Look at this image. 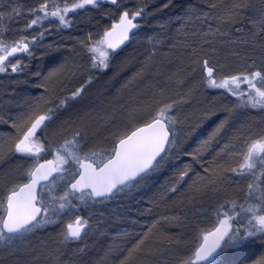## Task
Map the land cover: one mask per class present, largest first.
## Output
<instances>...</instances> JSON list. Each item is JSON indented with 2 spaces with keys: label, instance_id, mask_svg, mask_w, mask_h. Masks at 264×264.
Returning a JSON list of instances; mask_svg holds the SVG:
<instances>
[{
  "label": "snow or ice",
  "instance_id": "obj_1",
  "mask_svg": "<svg viewBox=\"0 0 264 264\" xmlns=\"http://www.w3.org/2000/svg\"><path fill=\"white\" fill-rule=\"evenodd\" d=\"M121 2L73 0L61 7L45 0L38 8L28 9L29 22L25 27L33 29L49 17L58 20L61 27H68L69 13L99 9L102 4L113 6L115 11L110 13V27H105L96 37L89 34L87 40L79 41L90 58L91 69L102 72L110 68L113 55L123 50L121 46L127 47V43L138 38L139 21L145 16V6L134 11L127 7L121 10ZM0 8H3L0 10V73H6L9 67L12 73H18L24 67L22 57H31L32 44L38 41L35 36L30 41L27 35L7 39L4 33L9 29L5 21L19 17L21 9L12 4L0 5ZM176 19L184 22L178 31L191 22L192 34L202 37L199 45L186 53L191 65L200 67L199 86L222 90L221 95L226 94L225 100L234 97L227 103L221 102L224 117L206 139L199 140L189 151L177 127L181 121L175 112L176 106L187 102V97L197 86L192 85L182 96L177 93L179 99H163L165 86L158 82L155 87L149 86V96L138 93L130 98V102L108 106L99 117L108 125L102 144L88 143L89 127L83 122L72 129L70 138L64 135L61 126V130L53 131V138L48 140L49 125L54 122L56 110L47 105L69 72L65 65L53 67L37 85L44 94L17 105L23 110L15 116L0 115V123L13 129L5 141L7 152L20 161L16 170L18 177L7 176L0 183V254H3L0 264H7L9 256L15 258L13 264H38L41 257L59 264L63 248L88 235L90 223L81 214L82 208L107 203L121 194L130 195L134 189L146 184L147 178L168 167L174 156L187 155L190 160L179 168L172 186L167 189L176 193L179 191L177 186L187 183L185 178L196 164L202 163L206 154L215 150L214 146H218V151L208 162L209 166L203 169L207 175L197 172L195 178L189 177V203L223 191L229 173L249 180L244 192L245 203L230 200V208L220 204L213 210L214 220L210 226L193 224L191 235L181 233L173 237L161 229L164 225H188L187 214H181L184 212V201L181 200L176 205L180 211L162 215L147 226L142 225L141 231L136 232L115 257L114 264H145L147 258L163 257L165 253L171 258L163 264H264V255L253 259L256 246L264 248V129L255 134L236 129L229 135L235 128L233 114L238 110L264 111V0H205L204 10L189 8ZM197 21L207 25V30L199 27ZM233 32L238 35L233 36ZM148 42L154 49L161 43L153 37H148ZM229 45L232 46L230 54L242 57L245 67L234 74L217 76L213 61L219 57L221 49ZM154 55L155 50L147 57L146 67ZM188 71L195 73L196 68L190 67ZM71 74L75 75V72ZM143 79L144 69H141L123 87ZM168 79L185 84V79L176 73ZM91 83L92 72H89L87 81L70 95L57 97L56 109L78 103ZM216 111L211 108L205 115H215ZM238 144H241L239 151ZM151 211V208L147 209L148 213ZM57 224H64L59 239L53 242L57 246L29 248L23 245L29 236Z\"/></svg>",
  "mask_w": 264,
  "mask_h": 264
},
{
  "label": "bare ground",
  "instance_id": "obj_2",
  "mask_svg": "<svg viewBox=\"0 0 264 264\" xmlns=\"http://www.w3.org/2000/svg\"><path fill=\"white\" fill-rule=\"evenodd\" d=\"M7 3H5V5L7 4H12L14 6H18L21 9V14L19 17H15L13 18L11 21H9L10 25L7 24V27L9 29V31L4 33V36L7 39H19V37L21 35H27L29 40L31 41L32 37L35 36L37 38L36 43L37 46H40L41 44H44L46 42V38H49L50 42H57L56 40L63 42L65 41V39L70 38L69 36L74 32V31H78L83 35H89V34H94L92 36L96 37L97 33H103L105 27H110L111 23H112V19H111V15L109 14H105V11H103L102 13L98 10V9H87V10H79L76 11L75 13H69L68 14V19L70 21V24L68 27H61L59 25V21L49 17L47 20L43 21L42 25H37L34 26L33 29H27L25 27V25L29 22V13H28V9L32 8V7H36L38 8L39 5L41 3H44L45 0H5ZM47 2L52 5V4H59L61 7H63L64 3H72L73 0H47ZM165 4H168L169 6L167 8L163 7ZM128 5V6H127ZM145 6V16H144V25H142L141 22V31H144V36L146 37L145 40L147 41H142L139 44H137L136 46H134L133 48H129L131 45L130 43H127V47L121 46L122 47V51L118 50V54H114L112 59H111V66L108 70L105 71H96L93 70L91 68H89L88 64H87V59H88V54H86V51L84 48H81V51H79V55H76V52H69L67 53L66 59H71V58H75L73 60V63L75 64L74 68L76 71L79 68V71H82L83 66L82 64V60L81 57L85 56V63H86V68L87 71L84 72V80L78 82L77 84H75L70 90H66L64 93L65 94H60V97H63L65 95H70L71 91H73L76 87H79L81 84H83L85 81H87L88 77H89V72H92V83L90 85H87V90L84 93V96L82 99L79 100L78 103H70V105L67 108H63V109H56L57 104L59 103V99L57 98V100L55 101V104H49L48 103V107H52L54 110H56V115L54 117V122L52 123L54 126L52 127L51 124L49 125V129H48V140H51L52 137V132L56 131L59 132L61 130V125L63 126V131H64V135H66V133H70L67 134L66 136H68L69 138L71 137V133H72V129L74 127H72L71 125L73 124V122L71 120H68L67 118L63 117L65 113L69 112V108L71 109H75L76 107H78L79 105L82 104H86L89 103L91 101V98L93 97V95L95 94V92H89L91 87H94L96 85V83L98 81H100L106 73H108L110 70L111 73L110 75H113L112 77H124L126 80V82L129 80L130 77H132L136 72L140 71L141 69H144V79L135 81L130 87H119L117 88V90H119V95H118V91H116L114 89L116 98H117V103H113V104H121V103H126V102H130L129 99H127L126 95H128L130 98L133 96H136L138 93H142L144 96H149L151 95V92L149 90V86H153L152 80L156 77L153 73L154 66H152V64H155L157 67V69L160 66H163L164 63H166L167 59L163 60L162 57L160 58V60L155 59L158 56H163V55H167L170 54V52H173L175 50L178 49V51H176V55L175 57L179 55H181V59H180V63L179 65L174 64V66L176 67V74H182L181 72H183V75L186 77L184 78L189 79V81L194 85L197 86L196 90L193 91L188 97H187V102L185 103H180L176 106V112L175 115L178 117L180 116V112L181 110H183L185 107L188 109L190 115L194 114V117L196 118H201L200 119V123H194L192 122V120H195L194 118L191 120V122L189 123L188 126L186 125H182L181 123L179 125H177V127L179 128V130H181L180 135L182 138H185V147L188 148L189 151H191L192 149H194L198 143L199 140L201 139H206L207 136L209 135V132H211V129H214V127L216 126L215 120L216 117H212L211 116H206L205 114L209 111V109L215 108L217 109L216 112H219L220 115L223 111L220 110L221 108V102L223 101L224 103H227L228 101L225 100V96L221 95L222 90L219 89H210L207 88L206 86H199V82H200V67L198 65H191L189 57L186 55V53L190 52L191 50L189 48L194 47V46H198L199 42L201 40V36L199 35H193L192 32L194 31V29L191 27V22H188V27L178 31V29H180V25L181 23H184L183 21H178L176 19V17L178 16H183L184 13L186 12V10H188L189 8H195V9H200V10H204L205 9V0H139V1H133V0H122L121 2V10L125 7H127L130 11H134L137 7L139 6ZM107 7L108 9H110L111 12L115 11V9L113 8V6L107 5V4H102L101 7ZM3 10V9H0ZM157 12H162L161 14H163V16H158L155 15L154 13ZM150 12L152 14H150ZM147 13H148V18H147ZM165 15V17H164ZM153 16H154V20H153ZM164 17V18H163ZM153 20V23L158 24L160 26V28L158 29V27H154L151 25V21ZM163 20V21H161ZM145 21H147V25H145ZM6 23V21H5ZM196 24L203 28L204 31L207 30V25H200L199 21L196 22ZM161 25H164V27L162 28ZM154 30V33H158V32H162L165 34H169L170 36H174L173 42L168 43L167 41L161 42L160 44L155 46V49L153 48V45L150 44L148 42V37H152L149 31L147 30ZM162 29H164L162 31ZM184 32H187V35L184 34ZM40 33H43V38H40ZM76 34V33H75ZM238 35L235 32H233V36ZM172 36V37H173ZM225 39V38H224ZM227 39V38H226ZM198 40V41H197ZM232 46H225L224 48L221 49L220 51V55L218 58H216L213 63L215 65V69H216V74L217 76L219 75L218 73H223L224 75H228V74H234L238 71H241L244 69V65L245 62L242 60L243 58L240 56H234L230 54V48ZM140 50L137 54L136 57H133V61L131 62V59H128L127 57L125 59H123L122 61V67L124 70L126 71H120L121 76L116 75V73L118 72V69H120V64L115 65L112 68V64L114 62H118L120 61L119 58H122L124 56H126L128 53H130L132 50ZM34 47L32 44V48L31 51L33 52ZM153 50H155V55L154 57L151 58V60L148 62V66H144L141 67V59H143L144 55L146 56V59L149 55H147L146 51L148 53H151ZM223 51L227 52V64L225 65L226 68H224V65L221 63V60L224 59V54ZM126 52V53H125ZM168 52V53H167ZM56 53H58L56 51ZM54 54V53H53ZM58 55L60 56V54L58 53ZM87 55V56H86ZM23 57H28V56H23ZM58 58V57H55ZM11 59V58H10ZM44 59V58H42ZM162 59V60H161ZM221 59V60H220ZM226 59V58H225ZM136 60V63H135ZM231 61L233 63H231ZM49 59H45L44 61L42 60L41 63H43V68L39 69V71L42 73L43 69L45 66H47L45 63H48ZM81 62V63H80ZM153 62V63H152ZM251 63V61H249ZM79 63V64H78ZM134 64L136 67L133 66L132 70H131V64ZM28 64V63H27ZM27 64H23L24 67L22 68L21 71L23 72H18V73H12L11 72V68H8L6 73H0V115H4V116H8V115H12L15 116L18 112L22 111L23 109L17 107V105L23 104V102L26 99H32L33 95L35 92L32 91H28V93H26L25 91L20 90V97L17 98L16 93L13 91L12 93H10V95L8 94L9 92L7 90H9L8 86H9V82H10V78H22L24 77L25 74H27L28 72H26L27 70ZM61 64V63H60ZM60 64L58 65H53V67H58L60 66ZM137 64V65H136ZM145 64V62H144ZM257 64L259 65V60H257ZM61 65H64L63 63ZM76 65L78 66V68H76ZM82 66V68H80ZM190 67H195L196 68V72L195 73H190L188 71V69ZM130 69V70H128ZM115 70V71H114ZM218 70V71H217ZM224 70V71H222ZM218 72V73H217ZM23 75H20L22 74ZM179 74L180 77H182ZM223 76V75H221ZM183 78V77H182ZM76 80V79H75ZM74 80V81H75ZM113 80L115 79H110L108 84H112V82H114ZM72 83H68L67 85H71ZM74 84V83H73ZM183 85V84H182ZM64 86L62 83L59 85V87ZM165 89L166 85L164 83ZM246 87V86H244ZM65 87H63L64 89ZM183 86H181V84L176 83L175 88L173 91H171V96L169 95V92L165 93L163 95V99H168L169 97H171L172 99H179L180 97L177 96V93H180L181 96L184 93H187L188 91H184L182 90ZM184 89V88H183ZM26 90H28V88L26 87ZM110 92V91H109ZM18 93V92H17ZM23 95V96H22ZM58 96V97H59ZM102 95L98 96L95 98V102L94 104H91L90 106H92V108L90 109V113L91 115L95 116H101L100 112L102 109V106H104V104H106L107 102H110L109 100H104L102 99ZM228 99L231 98L232 101L234 100V97H227ZM127 99V100H126ZM220 103V104H219ZM216 105H220V107H216ZM99 107V110L96 112L97 108ZM245 113L250 114L252 117V123L249 124H245L244 122H241V124L237 125V129H240L241 131H251L253 134L258 133L259 131H261L262 129H264L263 127L261 128V126L263 125L262 123H264V111H256L254 109H242ZM58 118H62L59 120ZM99 121V120H98ZM217 121V120H216ZM68 123V125H63V123ZM77 122H83L85 124V122L83 120L78 121ZM0 133L2 135H6L8 133H11L13 131V129H11L9 127L8 124H3L0 123ZM89 128L90 126L87 125ZM92 129H89V138H88V143L92 144V143H103L102 141H96V135H93ZM187 133H191L190 136L187 135ZM184 134V135H183ZM43 135V134H41ZM57 139H59V137H56ZM227 139L225 138V141ZM47 142V141H46ZM60 142L62 143V140H60ZM242 144V141H241ZM241 144L237 145V151H239ZM215 150L214 151H210L208 154L205 155V157L202 160V163L200 164H196L194 166V170L191 171L189 174H191L192 177L195 178L196 173L199 172L200 175H207V173H205L204 171L201 172V170L204 169V167H208L209 164L208 162H210L213 157L215 156V152L218 151V146H214ZM6 177L7 176H13V171L10 170V168H15L17 170V168L19 167L20 161L16 158L15 155H12L10 153L6 154ZM48 158H51L50 155H48ZM17 161H15V160ZM235 159V158H234ZM190 160V157L187 155H179V156H174L172 158L171 164L166 167L163 171H161L160 173L153 175L149 178H147V183L144 184L141 188L138 189V192L135 193L133 195V192L131 194V198L130 195L127 196H123V200H121L120 198H115L107 203L104 204H96L94 206L91 207V209L88 210H82L81 209V214L82 215H135L134 212L131 211V209L129 208L130 204L133 200H136L137 202H139V199L142 197L143 193L145 192H149V189L151 188H160L163 190V188L166 186H169L168 183L169 182H173L171 181V175L173 173H175L176 171L179 170V168H183L184 163L188 162ZM14 163V164H11ZM8 166H11L10 168H8ZM178 166V167H176ZM11 171V172H10ZM4 175V171L2 170V167H0V179L1 177ZM228 176L230 177L228 180L225 181L224 186H223V191L219 192V193H214L211 194L210 196H206L204 197L202 200L199 201H193L192 203L195 205L197 204V206L199 207H206V209H203L204 211H202L200 213V215H214L213 214V210L217 209L219 207L220 204H225L227 207H231V205L228 203V201L230 200H236L238 203H245V198H244V192L247 191V184L249 183V180L238 176V175H234L229 173ZM148 181H150L151 183L148 184ZM171 187V186H169ZM179 188V191H182L183 189H185V183H182L181 185L177 186ZM153 193V192H152ZM154 194V193H153ZM150 199V198H149ZM152 200V198H151ZM168 206V205H167ZM166 206L165 209H162L160 204H155V206L152 209V211L150 213L147 212V209L149 208H142L141 210L138 211V214L136 215H167V214H171L168 212V207ZM91 218V217H90ZM67 221L65 220V223ZM89 223H90V219H89ZM209 225H203V227H207ZM64 227V224H57V225H49L48 227H46L45 229H56L59 228L61 230V228ZM43 229V230H45ZM91 230V228L89 229ZM42 230L38 231L35 235L39 234ZM33 236V235H32ZM90 236V235H89ZM31 237V236H29ZM87 237V235L85 236ZM84 239L82 240V245L80 247V249H84ZM73 245H69V247H72ZM75 247V246H73ZM78 247V246H77ZM72 249V248H70Z\"/></svg>",
  "mask_w": 264,
  "mask_h": 264
},
{
  "label": "rangeland",
  "instance_id": "obj_3",
  "mask_svg": "<svg viewBox=\"0 0 264 264\" xmlns=\"http://www.w3.org/2000/svg\"><path fill=\"white\" fill-rule=\"evenodd\" d=\"M128 6V5H127ZM162 12H157L156 11V13H154L155 15H158V16H163V14H161ZM150 14H152L151 12H150ZM148 13H147V18H148ZM164 17H165V15H164ZM153 20H154V16H153ZM153 20L151 21L152 23H151V25L152 26H154V27H158V29L160 28V26L158 25V24H155V23H153ZM161 21H163V20H161ZM139 22H141L142 23V25H144V21L143 20H141V21H139ZM141 23H140V28L138 29V38L137 39H134V40H132V42H131V45H130V47L129 48H133L134 46H136L137 44H139L140 42H142V41H147V40H145V36H144V34L146 33H144V31H141ZM148 23H147V21H145V25H147ZM164 29H162V31H163ZM147 31H149L150 33H153V34H151L152 35V37L153 38H155V39H157V40H160L161 42H164V41H167L168 43H173V42H176V41H173V39L172 38H174V36L172 37V36H170L169 34H165V33H162V32H158V33H154L155 31L152 29V30H147ZM165 31V30H164ZM76 33V34H75ZM92 35H94V34H92ZM88 36L89 35H83V34H81L80 32H78L77 30L76 31H74L69 37L70 38H67V39H65V41H63V42H61L60 43V41H58V40H56L57 42H50V40H49V38H46V42L44 43V44H41L40 46H37V44H33V47H34V50H33V55L31 56V57H22V63L25 65V64H27L26 66H27V70H26V72H28L27 74H25L24 75V77H22V78H10V84H9V86H8V88H9V90H7L9 93V95H10V93H12L13 91L16 93V95H17V98L18 97H20V90H22V91H25L26 93H28V91L30 92V91H32V92H35L34 93V96H33V98H35V97H38V96H40V95H42V94H44V90L42 89V88H40V87H37V85L42 81V79H43V76H45V75H47V73L53 68V65L55 66V65H58V64H64L65 66H66V68L69 70V72H68V74H67V77L65 78V79H63L62 80V84L64 85V86H61V87H59L58 88V91H57V93H56V95H54L50 100H49V104H55V101L57 100V97L61 94H65L64 92L68 89V90H70L75 84H77L78 82H80V81H82V80H84V72H86L87 71V69L88 68H86V63L84 62L86 59H85V56H83V57H81V62H82V66H83V68H82V66L80 67V68H82V71L80 72L79 71V68H78V66L76 65V68H78L77 69V71L74 69V68H72V67H75V64L73 63V60L75 59V58H71V59H66V54L67 53H69V52H76V55H79V51H81V48L82 47H80V44H79V41L80 40H87V38H88ZM226 39V38H225ZM198 41V40H197ZM141 44V43H140ZM190 50H191V48H189ZM56 51L60 54V56L58 55V53H56ZM140 50L138 49V50H132L130 53H128L126 56H124V57H122V58H119V60L120 61H118V62H114L113 64H112V68L115 66V65H118V64H120V69H118V72H119V75L118 76H121V73H120V71L122 70V71H126V70H124L123 69V67H122V61H123V59H125L126 57L128 58V59H131V62L133 61V57H136L137 56V54H138V52H139ZM176 51H178V49L177 50H175V51H173V52H170V54H165V55H163V56H158V57H156L155 59H158V60H160V58L162 57V59L163 60H165V59H167V61H166V63H164L163 64V66H160L158 69H157V67L158 66H156L155 64H152V66H154V71H153V73H154V75L156 76L153 80H152V82H154L153 83V87H155V85L159 82L160 84H163L164 85V83H165V85H166V88H168V89H165V92H164V94L165 93H167V92H169V95L171 96V91H173L174 90V88H175V85H176V83L175 82H172V81H169V76H171V75H173L174 73H176V67L174 66V64H177V65H179V63H180V59H181V55H179L178 54V56L177 57H175V53H176ZM54 53V54H53ZM126 53V52H125ZM146 53H147V55H149L150 53H148L147 51H146ZM168 53V52H167ZM223 54H224V57L226 58H224V59H220L221 60V63L224 65V68H226V64H227V62H226V60H227V52L226 51H223ZM87 56V55H86ZM55 57H58V58H55ZM88 57V59H87V64H88V66H89V68H91L90 67V63H91V61H90V58H89V56H87ZM152 57H154V56H152ZM42 58H44V59H42ZM45 59H49V62L48 63H45L47 66H45L44 67V69H43V71H42V73L39 71V69H40V67H41V69L43 68L42 66H43V63H41L42 62V60L44 61ZM161 59V60H162ZM243 61H244V59H242ZM146 61V56L144 55V57H143V59H141V62H143V63H141V67H144L145 66V64H144V62ZM13 62H15L14 60H13ZM80 62V63H81ZM135 63H136V60H135ZM153 63V62H152ZM231 63H233L232 61H231ZM248 63H250L249 61H248ZM61 64H60V66H61ZM79 64V63H78ZM137 65V64H136ZM133 66L134 67H136L133 63L131 64V70H132V68H133ZM245 66V65H244ZM59 67V66H58ZM10 68V67H9ZM128 70H130V69H128ZM111 71L112 70H110L108 73H106L105 74V76L100 80V81H98L97 83H96V85L94 86V87H91L90 88V90L88 91V93L89 92H95V94L93 95V97L91 98V101L89 102V103H86V104H82V105H79L78 107H76L75 109H71V108H69V112L68 113H65V114H63L64 116L63 117H65V118H67L68 120H71L72 122H73V124L71 125L72 127H77V126H79V124L81 123V122H77V118H81L83 121H91L92 123H85L86 125H91V124H93V115H91V116H88V114L90 113V109L92 108V106H90L91 104H94V103H96L95 102V98L96 97H98V96H100V95H102V96H104L107 92H108V83H109V81H110V79H115V80H113V81H116V82H118L119 84L118 85H120V87H123V85H125V83H126V79L123 77H112L113 75H110V73H111ZM115 71V70H114ZM218 71V70H217ZM222 71H224V70H222ZM21 72H23V71H20V73ZM37 72H39V73H41V75H36V73ZM71 72H75V75H72L71 74ZM182 74H180L183 78H186L184 75H183V72H181ZM218 73V72H217ZM219 75L218 76H221V75H224L223 73H218ZM20 75H23V73L22 74H20ZM76 79V80H75ZM75 80V81H74ZM188 82H190L189 81V79H186L185 80V84H181V86H183V88H182V90H184V91H188V88L189 87H191L192 85H194L193 84V82L192 83H188ZM68 83H72L71 85H67ZM74 83V84H73ZM26 87L28 88V90H26ZM63 87H65L64 89H63ZM18 92V93H17ZM33 94V93H32ZM60 95V96H61ZM23 96V95H22ZM59 96V97H60ZM126 97H127V99H129L130 100V97L128 96V95H126ZM162 98H164V97H162ZM126 99V100H127ZM229 100H231V98H227V101L229 102ZM220 104V103H219ZM107 104H104V106H102V109H101V112H100V114H103L104 113V111L105 110H107L108 109V106H106ZM216 107H220V105H216ZM212 108V107H211ZM99 110V107L97 108V110H96V112ZM250 110V109H249ZM256 111H259V110H256ZM224 115H225V113L224 112H222L221 113V115H220V113L219 112H216V114L215 115H213V116H215L216 117V120H215V122L216 123H219V121H220V119H222L223 117H224ZM180 116L181 117H179V119H180V121H181V124L182 125H186V126H188L189 125V123L191 122V120H192V118L194 117V114L193 115H190V113H189V111H188V109L185 107L183 110H181V112H180ZM196 118V117H195ZM62 118H58V120H59V123H60V120H61ZM198 121H200V119L201 118H196ZM233 120H234V122H235V128H233V129H231L230 130V132H229V135H232L233 133H235V131H236V129H237V125L238 124H241V122H244L245 124H249V123H252V117H251V115L250 114H247V113H245L242 109H240V110H238L236 113H234L233 114ZM192 122H194V123H196L195 121H193L192 120ZM263 125L261 126V128L263 127L264 128V123H262ZM63 125H68L69 126V124L68 123H63ZM96 125V124H95ZM51 126L53 127L54 125L53 124H51ZM62 126V125H61ZM60 126V127H61ZM213 129H211V131H212ZM180 132H181V130H180ZM67 134H70V133H66V135ZM209 134H210V132H209ZM184 135V134H183ZM226 139H227V137H225ZM7 150V149H6ZM6 154H7V151H6ZM135 191V192H134ZM134 192V193H133ZM138 192V189H134L132 192H131V194L133 193V195L135 194V193H137ZM150 192V191H149ZM149 192H145V193H143V195H142V199L143 200H145V201H149V197H150V199L152 198V195L151 194H149ZM131 194H130V198L132 197L131 196ZM123 196H125V195H123V194H121V195H119L117 198H120L121 200H123ZM116 198V199H117ZM136 205H137V203H136ZM135 204H132V205H130L129 206V208L131 209V211L132 212H134V214L136 215V214H138V211L139 210H141L140 208H138L137 206H136ZM88 210L89 211V208H82V210ZM91 209V208H90ZM86 219H90V217L92 216V215H83ZM213 220H214V215H210V217L209 218H207V219H205V220H203L202 221V224L203 225H209L210 226V224L213 222ZM67 221V220H66ZM93 231L91 230H89L88 231V235H91V233H92ZM31 238H33V237H31ZM89 238H92L91 236H88L86 239H85V242H86V240L87 239H89ZM24 242V241H23ZM85 242H84V244H85ZM24 245V244H23ZM35 245H36V243L35 242H33L32 243V246L33 247H35ZM71 245H73V246H75V247H81V245H82V241H79V242H74V243H72ZM57 246V245H56ZM72 246V247H73ZM70 248L71 247H69V246H67L66 248H63V250H64V255H63V258L65 259V260H67V257L69 258V251H70ZM9 259H13V260H15V258L14 257H12V256H9L8 257V261H7V264H13V262L12 261H10Z\"/></svg>",
  "mask_w": 264,
  "mask_h": 264
},
{
  "label": "trees",
  "instance_id": "obj_4",
  "mask_svg": "<svg viewBox=\"0 0 264 264\" xmlns=\"http://www.w3.org/2000/svg\"><path fill=\"white\" fill-rule=\"evenodd\" d=\"M133 1H139V0H133ZM5 3H7L5 0H0V5L6 6L7 4L5 5ZM98 10L101 13L105 11V14L108 15L110 14L109 12L111 11L105 6L100 7ZM9 23H10L9 21H6V24L10 25ZM118 84L119 83L116 81L112 82V84H108V92L102 97V99L104 100L110 99V102H107L106 106H109L110 104H113L115 102L117 103V98L114 89L118 91L117 88L120 87V85ZM118 95H119V91H118ZM88 116H91V114H88ZM99 117L100 116L93 117V124L89 125L90 126L89 129H92L91 131L93 135L97 134L96 141L104 140V136L107 135L105 129L108 127V125L105 122L101 121ZM212 117L215 116L212 115ZM193 118L195 119L193 121L202 124L195 117ZM77 120L81 121L82 119L77 118ZM85 123H92V122L86 121ZM6 139H7V134L2 135L0 133V167H2V170L4 171V175L1 177L0 183H2L4 178L6 177V160H7L6 158L7 150L5 146ZM10 167L11 166H8V168ZM10 170L15 172L13 173L14 176L13 178L18 177V172L16 171L15 168L12 169L10 168ZM176 172L171 175L172 178L171 181L174 180ZM201 172H203V170H201ZM189 177L194 178L191 176V174H189ZM189 177L185 178L187 183H185V189H183L182 191H178L176 193L168 192L167 189L170 188L169 186H172V182H169L168 183L169 186L167 187L165 186L163 190L155 187L149 189L150 191L149 194L152 195V200L149 199V201H145L142 199L143 197H141L139 199V202L133 200L130 204L136 205L137 203L136 206L140 209L153 208L155 204H160L162 209H165L166 206L168 205L167 206L168 212L173 214L180 211V209L176 205L179 201L183 200L184 212L181 214L182 215L184 213L187 214L188 225L184 227H169L167 225H164V227L161 230L167 232L169 235L173 237L181 233L186 235H191V231H190L191 226L195 224L203 227L202 221L209 218L210 215H200V213L202 212L201 209H206V207L202 208L197 206V204L194 205L193 203L191 204L189 203L188 197L191 196V192H189L188 190V186L189 184H191V179ZM150 183L151 182L148 181V184ZM152 201H156V202L153 203ZM160 216L162 215H92L90 218V228L93 231L90 236L92 238L87 239L85 242V239L89 235H87V237H84L85 244L83 247L84 248L83 251L77 252L75 250L78 248L80 249V247H71L72 249H70L69 251V258L67 257V260L63 258L64 250H62V252L59 254V264H114L115 257L119 254V252L123 249V247L129 244V242L134 238L135 233L141 231V226L149 225L152 220L158 219ZM161 224L163 225L164 222L161 221ZM59 232H60L59 228L51 229V230L45 229L42 230L39 234L31 236L33 238L28 237L23 242V244L27 245L29 248H39L45 245L49 247L56 246L54 245L53 242L59 239ZM124 233H129L130 235L125 236ZM33 242L36 243L35 247L32 246ZM172 247L174 248L175 246L173 245ZM2 255L3 254H0V256ZM262 255H264V248H260L259 245H257L256 248L254 249L253 259L254 260L259 259ZM170 258H171L170 254L165 253L163 257L156 256V257L147 258L145 264H163L165 260H169ZM9 260L12 262L14 261L13 259H9ZM38 264H55V262L52 260H46L44 257H41Z\"/></svg>",
  "mask_w": 264,
  "mask_h": 264
}]
</instances>
